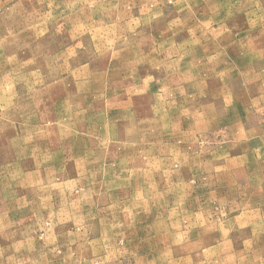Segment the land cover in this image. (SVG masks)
I'll use <instances>...</instances> for the list:
<instances>
[{
  "label": "rangeland",
  "instance_id": "1",
  "mask_svg": "<svg viewBox=\"0 0 264 264\" xmlns=\"http://www.w3.org/2000/svg\"><path fill=\"white\" fill-rule=\"evenodd\" d=\"M0 264H264V0H0Z\"/></svg>",
  "mask_w": 264,
  "mask_h": 264
}]
</instances>
